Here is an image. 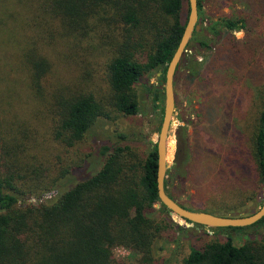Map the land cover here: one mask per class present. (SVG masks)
Instances as JSON below:
<instances>
[{"label":"trees","instance_id":"trees-1","mask_svg":"<svg viewBox=\"0 0 264 264\" xmlns=\"http://www.w3.org/2000/svg\"><path fill=\"white\" fill-rule=\"evenodd\" d=\"M204 1L197 0L198 11ZM254 4L264 8V0L248 3ZM107 5L113 10L110 20L122 26V33L113 38L116 48L104 74L96 78L92 50L85 49L84 55L78 51L83 38L75 30L90 17L104 18L99 8ZM188 11V0H0V264H164L159 251L165 234L183 227L158 197L156 145L143 155L124 141L105 140L92 161L85 157L68 164L61 151L110 120L111 110L130 117L140 113L135 87L159 70L158 80L164 83ZM247 24L244 16L220 17L206 30H195L189 44L210 47V39L200 34L220 37ZM66 44L74 50L61 48ZM247 48L254 56L263 49L254 43ZM186 55L176 72L181 65L197 66V59ZM257 85L263 108L254 141L259 185L247 198L261 201L263 79ZM148 87L159 128L163 86ZM94 163L99 166L93 168ZM164 184L175 200L166 179ZM51 191L55 193L45 197ZM183 207L224 216H241L244 210L241 205ZM258 225H264V216L247 227ZM209 228L215 236L191 247L180 264H264V236L239 244L224 235L245 227ZM116 246L138 257L117 259Z\"/></svg>","mask_w":264,"mask_h":264},{"label":"rangeland","instance_id":"rangeland-1","mask_svg":"<svg viewBox=\"0 0 264 264\" xmlns=\"http://www.w3.org/2000/svg\"><path fill=\"white\" fill-rule=\"evenodd\" d=\"M251 1L255 2L205 0L202 10L198 11V30H206L210 22L223 16L247 17V27L225 32L220 37L206 31L200 34L199 38L210 39V47H198L195 41L190 44L189 41L186 56L195 57L197 66L189 69L181 65L175 72V114L172 134L167 139L169 172L166 171L165 179L169 194L179 204L192 209L241 205L244 210L240 214L247 215L257 210L264 200L247 198L259 185L254 141L263 109L257 98V83L260 78L264 81V8L257 4L250 7ZM105 7L99 8L104 18L90 17L87 24L80 22L75 30L83 38L78 51L84 55L85 49L92 50L93 60L88 58L95 67L96 78L102 77L116 48L113 38L122 33V26L110 20L113 14L110 5ZM251 43L263 47L258 56L249 52L247 47ZM62 46L65 50H74L70 44ZM158 72L145 75L135 87L141 108L137 116H124L111 110L110 120L96 124L84 141L61 151L64 164L85 157L88 162L92 161L97 146L105 140L110 144L124 141L143 155L152 149L160 127L148 84L163 86ZM98 166L94 163L93 168ZM262 188L264 195V184ZM49 193L45 197L55 191ZM171 217L183 229L165 234V242L161 243L164 249L159 251L164 264H180L191 247H201L215 236L209 227ZM243 227L224 236L232 235L239 244L264 236V225ZM113 254L117 259L128 261L138 257L137 252L122 246H116Z\"/></svg>","mask_w":264,"mask_h":264},{"label":"water","instance_id":"water-1","mask_svg":"<svg viewBox=\"0 0 264 264\" xmlns=\"http://www.w3.org/2000/svg\"><path fill=\"white\" fill-rule=\"evenodd\" d=\"M188 17L176 50L174 51L166 71L164 73L163 84V115L158 132L157 139L155 141L157 152V193L160 202L164 205V208L169 211V214L178 220H182L187 223H195L206 227H243L254 224L264 216V200L261 206L254 212L241 215V216H224L214 214L203 210H191L180 205L176 200L170 197L165 190V176L168 169V163L166 161L167 139L172 134L171 128L174 121L175 110V97H174V76L177 65L181 59L185 47L187 46L192 34L195 30L199 29L197 24L198 8L197 0H188ZM158 74H161L159 70ZM262 158L264 161V138H263V150ZM51 192L49 193V195Z\"/></svg>","mask_w":264,"mask_h":264},{"label":"bare ground","instance_id":"bare-ground-1","mask_svg":"<svg viewBox=\"0 0 264 264\" xmlns=\"http://www.w3.org/2000/svg\"><path fill=\"white\" fill-rule=\"evenodd\" d=\"M166 153H167V154H166V155H167V156H166V160L168 161V152H167V150H166Z\"/></svg>","mask_w":264,"mask_h":264}]
</instances>
